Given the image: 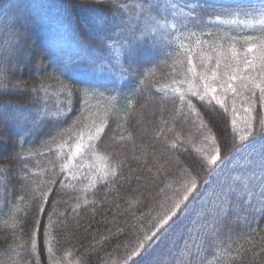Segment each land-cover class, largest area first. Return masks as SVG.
<instances>
[{
  "label": "trees",
  "instance_id": "1",
  "mask_svg": "<svg viewBox=\"0 0 264 264\" xmlns=\"http://www.w3.org/2000/svg\"><path fill=\"white\" fill-rule=\"evenodd\" d=\"M53 1L77 62L6 11L0 264H264V0Z\"/></svg>",
  "mask_w": 264,
  "mask_h": 264
},
{
  "label": "rangeland",
  "instance_id": "2",
  "mask_svg": "<svg viewBox=\"0 0 264 264\" xmlns=\"http://www.w3.org/2000/svg\"><path fill=\"white\" fill-rule=\"evenodd\" d=\"M14 1L18 2L20 0H10L9 1L10 5L8 4L7 7H5V8L3 7V10L0 9V42L8 40L7 29H8L9 19L6 16V14H7L6 11H8L7 9L10 8V6H12ZM27 2L29 4H26V5H29V7L32 8L35 13H39L41 18H44V22L48 25L49 38H50V40H52V38L55 40V42L58 45L59 51L63 52L62 55L69 60L77 62V56L74 54L75 48L73 47V44L70 41L71 33H70L68 25L65 21V14H64V11L62 10V8L57 6L53 0H27ZM161 9H164V7ZM179 11L182 12L181 10H179ZM179 11L176 10L175 12H172L173 16H181L182 13H180ZM173 27H174V25H173V23H171V28H173ZM0 53L6 55L8 57H11L10 55H12V54H9L8 48L2 46L1 44H0ZM112 55H113V58L111 59V62L115 65L118 64V75L121 77L122 71H121V68L119 66L120 63H119V60L117 59V57L115 56L116 53L113 50H112ZM98 65L100 67H103V70H102L103 72H108L111 70L109 68V63H107V61L105 59H104V62H101V63L99 62ZM263 139H261L257 142L251 143L249 145H244V146L240 147L235 153L232 154L231 157H229L226 164H224V165H229V164H232L233 162L237 163L238 161H240L242 159V157H244V154L248 151V149H250V147L252 149V147L259 145ZM74 149L75 150H73L72 152L69 153L70 154V156H69L70 157V163L73 165L72 169H75L77 167L83 168V166H82L83 164H86L87 166H89V163H88L87 159L85 158L84 149L82 147H75ZM258 152H259L258 154L264 153V143L261 144V146L258 149ZM69 157H68V159H69ZM75 160H81L82 161L81 165L78 166L76 164ZM96 160H97V158L91 159L90 164H94L96 162ZM261 162H262L261 159H259L258 164ZM98 165H99L98 167L101 168V170L103 172L102 176L103 177L106 176V172H107L108 168L105 166V168L102 169V167H104V160L99 159ZM217 174H218V171H216L214 173V176H216ZM188 213H189V207H188V209L184 210L183 215L181 214L182 216H180L176 220L172 221V224L167 229L164 230L163 235L166 234L165 236H168L172 230V226L175 227V230L173 232L174 234L179 232L181 230V226L183 225V223L184 224L187 223ZM191 224H193V223H191ZM159 237H157L155 239L154 244H152L153 248H155L156 243H158L162 239V238L159 239ZM171 239H172V237H171ZM168 240H170V239L168 238ZM155 258H158V257H155Z\"/></svg>",
  "mask_w": 264,
  "mask_h": 264
},
{
  "label": "snow or ice",
  "instance_id": "3",
  "mask_svg": "<svg viewBox=\"0 0 264 264\" xmlns=\"http://www.w3.org/2000/svg\"><path fill=\"white\" fill-rule=\"evenodd\" d=\"M249 51H251V49H249ZM261 91L264 92V89H261ZM262 123H264V122H262ZM217 158L218 157H214L212 162L214 163Z\"/></svg>",
  "mask_w": 264,
  "mask_h": 264
}]
</instances>
